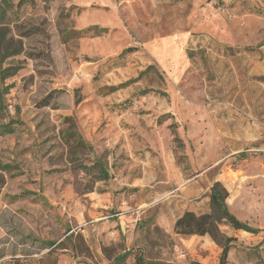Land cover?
<instances>
[{
	"label": "rangeland",
	"instance_id": "rangeland-1",
	"mask_svg": "<svg viewBox=\"0 0 264 264\" xmlns=\"http://www.w3.org/2000/svg\"><path fill=\"white\" fill-rule=\"evenodd\" d=\"M10 2L0 264H217L209 237L173 232L215 182L262 230L221 226L227 264H264V0ZM96 159L108 180L81 170Z\"/></svg>",
	"mask_w": 264,
	"mask_h": 264
},
{
	"label": "trees",
	"instance_id": "trees-1",
	"mask_svg": "<svg viewBox=\"0 0 264 264\" xmlns=\"http://www.w3.org/2000/svg\"><path fill=\"white\" fill-rule=\"evenodd\" d=\"M4 5L0 8V22L4 24L5 21V11L7 8H11L12 4L10 0H3ZM33 0H19L17 3V7L22 6L25 3H31ZM104 29H100L97 31V34L100 35L104 33ZM8 34V30L2 26L0 28V79L3 80L6 77L13 75L16 69L12 70L11 73H6L4 69L1 68V63L8 57L19 54L20 50L18 48H12L9 44L10 41L6 40V36ZM132 51L130 48L125 49L123 53H129ZM11 69V68H10ZM150 67L146 68V71L149 70ZM139 77V76H138ZM128 83V82H127ZM125 84H122L117 87H112L111 91H116L123 87ZM6 91V90H5ZM3 90L0 91V110L4 109L3 104ZM66 123H68V130H66L63 134V137L67 139L73 137L77 131L75 129L74 124L71 122V119L65 118ZM14 122L9 121L5 125H0V133L1 134H11L14 131L13 128ZM78 145H84L89 150L91 147L89 145H85V142L82 140H78ZM1 170L10 169L9 165H0ZM81 170L83 172H88L95 170V178L97 181H105L109 179V174L105 167L102 165L101 161L96 159L92 165L90 166H82ZM228 198V192L225 187L220 182H215L209 188V196H208V211L203 214H194L193 212H184L180 217L176 219L173 225V232L176 235L181 236H199L209 237L219 248L220 255L217 264H227V256L228 252L232 246V243L236 241L234 237L225 236L221 230V226H228L234 231H244L251 234H257L262 230L252 228L247 224L238 220L232 213L229 212L226 204V200ZM264 232V231H263ZM51 245V244H49ZM128 252L123 253L114 258V260L110 264H125L126 258L128 256ZM133 264H150L146 262L143 255L139 252L133 257ZM193 264V263H190Z\"/></svg>",
	"mask_w": 264,
	"mask_h": 264
}]
</instances>
